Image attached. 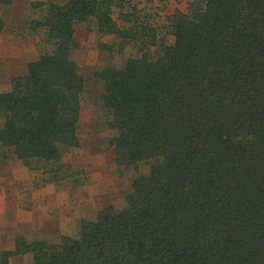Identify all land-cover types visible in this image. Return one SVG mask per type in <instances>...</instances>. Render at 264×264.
Returning a JSON list of instances; mask_svg holds the SVG:
<instances>
[{"label":"trees","instance_id":"trees-1","mask_svg":"<svg viewBox=\"0 0 264 264\" xmlns=\"http://www.w3.org/2000/svg\"><path fill=\"white\" fill-rule=\"evenodd\" d=\"M83 22L116 38L101 47L137 50L94 73L128 191L78 236L18 235L0 264H264V0H188L164 26L133 0L48 2L29 27L42 51L0 88V155L73 184L64 164L83 144L87 77L72 55Z\"/></svg>","mask_w":264,"mask_h":264},{"label":"rangeland","instance_id":"rangeland-1","mask_svg":"<svg viewBox=\"0 0 264 264\" xmlns=\"http://www.w3.org/2000/svg\"><path fill=\"white\" fill-rule=\"evenodd\" d=\"M50 1L61 0H14L0 11L5 22L0 33V88L9 83L12 75L26 72L29 60L42 51L44 34H31L29 27L32 18L46 12ZM187 2L133 0L152 14L160 26L165 25L175 8L187 7ZM118 15L116 9L115 16ZM77 40L79 45L72 55L87 77L81 122L83 144L74 156L65 160L64 171L74 174L79 183L73 184V178L61 181L54 173H44L40 164L29 165L0 155V252L12 248L18 235L50 240L74 236L81 217H95L98 209L109 202L121 205L128 191L133 173L119 170L113 161V150L106 142L109 132L96 100L100 83L94 73L98 66L122 65L137 50L129 44L123 53L101 47L117 40L112 35L99 34L94 22L78 24ZM29 261L30 257L17 256L12 264Z\"/></svg>","mask_w":264,"mask_h":264},{"label":"crops","instance_id":"crops-1","mask_svg":"<svg viewBox=\"0 0 264 264\" xmlns=\"http://www.w3.org/2000/svg\"><path fill=\"white\" fill-rule=\"evenodd\" d=\"M83 23H87V22H83ZM80 24H82V23H80ZM29 61H31V60H29ZM94 212V210L93 211H91L90 212V214H92ZM96 214H97V212L95 213V216H96ZM89 218H92V216L91 217H89ZM81 219H82V217H81ZM81 219H80V222H81ZM80 225V224H79ZM80 227V226H79ZM78 231V233L77 234H74V236H78L79 235V230H77Z\"/></svg>","mask_w":264,"mask_h":264}]
</instances>
